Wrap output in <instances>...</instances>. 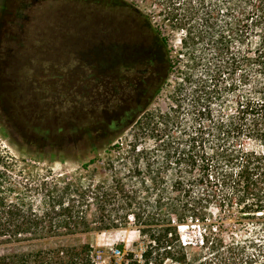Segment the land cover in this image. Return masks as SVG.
<instances>
[{"label": "rangeland", "instance_id": "374dc122", "mask_svg": "<svg viewBox=\"0 0 264 264\" xmlns=\"http://www.w3.org/2000/svg\"><path fill=\"white\" fill-rule=\"evenodd\" d=\"M206 1L210 8L219 0ZM174 9L187 21L189 0H0L1 157L9 154L84 188L111 183V159L113 170L127 180L135 166L145 170L150 163L159 169L164 153L171 158L163 175L169 182L198 177L201 169L190 160L196 128L193 84L183 81L191 63L181 46L184 33L171 20ZM133 11L146 21L153 38L149 52L157 59L149 76L154 83L141 94L112 83L111 46L106 36L93 32L97 21L102 31L118 17H138ZM196 75L206 74L199 68ZM235 101L223 93L212 105L215 118L234 115ZM217 134L199 141L200 157L203 152L215 162L224 149L241 145L259 150L247 139ZM212 203L210 219L220 227L226 247L235 244L244 253L240 264H264L263 225L237 224L235 215L218 212ZM95 222L88 234L0 245V264H121L129 255L141 260L147 244L133 221L107 232H99ZM180 234L191 263L212 259L200 249L204 228L190 224Z\"/></svg>", "mask_w": 264, "mask_h": 264}, {"label": "trees", "instance_id": "16d2710c", "mask_svg": "<svg viewBox=\"0 0 264 264\" xmlns=\"http://www.w3.org/2000/svg\"><path fill=\"white\" fill-rule=\"evenodd\" d=\"M206 2L189 0L187 21L179 19L178 9L170 13L184 33L181 46L191 63L183 79L193 84L196 128L190 160L201 174L192 181L177 177L169 182L163 175L171 158L164 153L159 169L150 163L145 170L135 166L126 180L113 170L111 159V183L84 188L55 177L49 169L0 155V245L88 234L94 221L99 232L126 228L133 221L146 249L141 260L129 255L121 264H193L180 229L194 224L204 228L200 249L212 258L202 264L241 263L244 253L235 244L226 247L210 210L214 200L215 209L228 210L237 224L264 227V0H219L210 8ZM217 7L221 12L216 13ZM199 68L204 77L196 75ZM223 93L236 100L235 114L226 121L215 118L212 106ZM215 133L247 139L259 150L241 145L224 149L215 162L203 152L200 157L199 141Z\"/></svg>", "mask_w": 264, "mask_h": 264}, {"label": "flooded vegetation", "instance_id": "af4514ba", "mask_svg": "<svg viewBox=\"0 0 264 264\" xmlns=\"http://www.w3.org/2000/svg\"><path fill=\"white\" fill-rule=\"evenodd\" d=\"M133 12L138 17L134 19L118 17L115 22L103 25L102 31L98 27L101 22L97 21L95 24L97 28L93 32L97 36H106L107 42L111 46L113 53L112 83L118 88L141 94L143 90H148L154 83V80L149 76L157 65V59L152 52H149L153 38H149L147 35L146 21L140 18L139 12ZM96 16L99 17L97 14Z\"/></svg>", "mask_w": 264, "mask_h": 264}, {"label": "built area", "instance_id": "2783aa9c", "mask_svg": "<svg viewBox=\"0 0 264 264\" xmlns=\"http://www.w3.org/2000/svg\"><path fill=\"white\" fill-rule=\"evenodd\" d=\"M115 254H116V255H119V254H120V252H119V251H115Z\"/></svg>", "mask_w": 264, "mask_h": 264}]
</instances>
